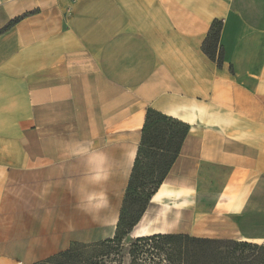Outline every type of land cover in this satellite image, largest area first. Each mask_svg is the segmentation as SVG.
Returning a JSON list of instances; mask_svg holds the SVG:
<instances>
[{
    "label": "crops",
    "instance_id": "crops-1",
    "mask_svg": "<svg viewBox=\"0 0 264 264\" xmlns=\"http://www.w3.org/2000/svg\"><path fill=\"white\" fill-rule=\"evenodd\" d=\"M149 108L189 131L126 238L264 242V0H0V264L115 236Z\"/></svg>",
    "mask_w": 264,
    "mask_h": 264
},
{
    "label": "trees",
    "instance_id": "trees-1",
    "mask_svg": "<svg viewBox=\"0 0 264 264\" xmlns=\"http://www.w3.org/2000/svg\"><path fill=\"white\" fill-rule=\"evenodd\" d=\"M218 36L219 29H213L207 39L210 46L205 44V50L213 58L215 51L211 48L216 50ZM188 131L189 124L154 108L148 109L116 233L113 238L103 241L107 245H120L140 221L177 159ZM79 245L88 247L92 244ZM72 246L60 253L68 261L57 264H79L74 259L77 250ZM130 255L131 264H264V243L166 233L136 238ZM49 260L51 258L36 264H48Z\"/></svg>",
    "mask_w": 264,
    "mask_h": 264
},
{
    "label": "rangeland",
    "instance_id": "rangeland-1",
    "mask_svg": "<svg viewBox=\"0 0 264 264\" xmlns=\"http://www.w3.org/2000/svg\"><path fill=\"white\" fill-rule=\"evenodd\" d=\"M260 194H263V192H260ZM263 208H264V197L262 195L261 197H256L255 199L250 200V205L242 209L244 210V209H263ZM198 227L199 229H197L198 230L197 234L214 235V233H210L212 231H208V230L211 229L215 230V226H198ZM250 228L251 226L249 227V229ZM251 229L261 232L264 231V228L262 226H256L255 228H251ZM232 236L233 234L224 238L238 239ZM212 237L219 238V236H212ZM135 240L136 238H131V237L124 238V240L120 245H111V244L107 245V242H102V243L92 244L88 247H82L79 244L78 245L74 244L72 246V249L77 250L74 259L78 260L79 264H131L132 257L130 255V250ZM256 243L262 245L264 242L256 241ZM60 255L51 258L48 264H57V262L59 261H68L65 255H61V256Z\"/></svg>",
    "mask_w": 264,
    "mask_h": 264
}]
</instances>
